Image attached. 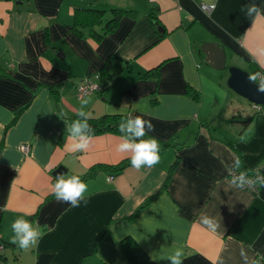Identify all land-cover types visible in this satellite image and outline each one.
<instances>
[{
	"label": "crops",
	"instance_id": "crops-1",
	"mask_svg": "<svg viewBox=\"0 0 264 264\" xmlns=\"http://www.w3.org/2000/svg\"><path fill=\"white\" fill-rule=\"evenodd\" d=\"M123 3L0 0V242L12 243L18 218L42 236L27 251L10 244L0 264H133L129 251L145 252L148 264H170L177 251L181 264H264V186L239 189L229 175L245 164L264 172V112L227 91L222 70L212 68L201 49L211 42L241 67L264 69V0ZM203 3L215 7L205 11ZM250 4L259 15H246ZM80 6L105 9L107 18L112 7L139 15L122 17L96 40L91 28L73 26ZM110 55L118 58L105 68V90L79 97L78 84L100 73ZM80 111L141 116L155 126L151 134L178 148L152 168L130 165L112 179L101 171L86 182L87 205L48 199L58 167L67 179L131 157L117 151L121 135L112 132L94 135L83 152L72 151L77 139L70 117ZM202 216L219 227L212 231Z\"/></svg>",
	"mask_w": 264,
	"mask_h": 264
},
{
	"label": "clouds",
	"instance_id": "clouds-1",
	"mask_svg": "<svg viewBox=\"0 0 264 264\" xmlns=\"http://www.w3.org/2000/svg\"><path fill=\"white\" fill-rule=\"evenodd\" d=\"M246 15L251 17L253 13L259 15L260 9L255 4L246 6ZM264 52V49L261 50ZM249 79L256 82L257 76L251 75ZM258 91L264 92V80L259 82ZM86 104L87 101H84ZM78 117H83V120L77 119L72 122L70 129L71 137L76 138L77 142L71 145L72 151L83 152L90 147L91 140L94 138V130L87 122L90 118L84 111L78 112ZM155 130L151 120H145L141 116H129L119 125V131L122 134L121 143L117 146V151L120 153H131V166L137 170L147 167L152 168L160 161V145L155 137L143 139L148 133ZM88 133H92L89 135ZM232 183L239 189L245 187L256 188L257 181L252 180L241 173L237 178H234ZM264 186V181L259 183ZM53 194L58 202L68 203L71 207H80L81 203L87 205L88 199L85 193L88 191V185L82 181L79 176H69L67 179L62 174L53 185ZM203 225L207 226L212 231H215L219 224L211 217L202 216ZM14 236L12 243L17 244L19 248L27 251L30 248L36 247L42 238L39 228L34 226L32 222L23 218L16 219L11 225ZM183 253L177 251L175 255L170 257V264H181V256Z\"/></svg>",
	"mask_w": 264,
	"mask_h": 264
},
{
	"label": "trees",
	"instance_id": "trees-1",
	"mask_svg": "<svg viewBox=\"0 0 264 264\" xmlns=\"http://www.w3.org/2000/svg\"><path fill=\"white\" fill-rule=\"evenodd\" d=\"M150 6H151V10H150L151 18L153 20L158 19L157 7L153 3H150ZM109 14L111 17L107 18L106 17L107 11L105 9H100L99 7H96V6H93V7L92 6H80V7L76 8V10H75L74 25L73 26L76 30H80L81 28H87V27L91 28L92 37L95 38L96 40L97 39L100 40L103 37H105L109 32L113 31L116 28L117 24L119 23V21L122 17L129 16V17L135 19L139 15V13L137 12V10L135 8L126 9V8H120V7H112L110 9V13H108V15ZM105 17H106L105 25L103 26V29L101 31H98L96 29V26L103 24ZM112 58H118V57L115 55H110L109 57H107V60L105 61V64H104V67L100 71V75H102L101 82L103 84L102 90H105V88L108 85V82H107L108 77L106 75L105 70L107 69V66L109 65L110 60ZM252 66H253L254 70H251L250 72L252 75L257 76L256 81L260 82L261 80H264L263 77L259 78V76H258L259 73H262L264 76V69L256 68L254 63ZM151 72L152 71H148L147 74H149ZM94 75H92V76H94ZM92 76H88V77H92ZM25 108L26 107H23L22 109H20L17 112V114L21 113V111L24 110ZM128 117H129L128 114H104L100 117H90L87 122L92 127V129L94 130V135L112 132V133H116V134H119L122 136L125 134H122L119 131V125L122 121L126 120ZM77 119L83 120V117H78L77 114L70 117V127L72 126V122L77 120ZM237 119H238V117H231L232 121L237 120ZM88 134L92 135V133H88ZM149 137H155L158 140L159 145H160L159 155H162L163 153H165L169 148H176V149L178 148V145L176 142L166 141V140L160 139L151 133H148L145 137H143V139H148ZM177 162H178V156L175 159V161L173 162L172 167L170 168V171H169L170 173H172V171L174 170V166ZM130 165H131V157L126 158L123 161H121L120 163L115 164V165L107 166V165L98 164V165H95L92 168H90L88 172H86L85 174H83L82 176H79V177L82 181L87 182V181L91 180L92 177H95L101 171L108 173L109 177L110 176L114 177L115 175L123 172L126 169V167H128ZM233 170H235V172L237 174H239V176L241 175V173H246V175L248 177H251L257 181V187L254 188L253 191H258L260 189L259 183L264 180V172H263V169L261 168V166L256 165L254 167H247V165L245 164V165H242L239 167H234ZM229 175H230V177L232 176V174H229ZM261 177H263V179H260ZM55 182H56V179H55ZM55 182H54V184H55ZM157 195H158V193L153 194V195L149 196L147 199H145L139 205V207L136 209V211L131 215V217H129V218H135L138 215V213L142 209H144L146 206H148V204ZM54 197L55 196L52 192L48 196V199L54 198ZM32 217H34V216H31L30 219H32ZM128 241H129V239L127 238L125 240V246L127 248H129L128 247V245H129ZM2 242L3 243L0 242V245H2V247H3V249H0V260H1V257L3 256V254L5 253V250H7V248L9 246H11L10 244H13L10 242H8V243H5L4 241H2ZM16 245L17 244H15V247H16ZM15 247L13 246V249H15ZM17 247H18V245H17ZM129 254H130L131 262L133 264H148L147 263V256H146L147 254L145 252L135 251L134 253H131V251H129ZM104 264H109V263L105 262ZM115 264H121V263H115Z\"/></svg>",
	"mask_w": 264,
	"mask_h": 264
},
{
	"label": "water",
	"instance_id": "water-1",
	"mask_svg": "<svg viewBox=\"0 0 264 264\" xmlns=\"http://www.w3.org/2000/svg\"><path fill=\"white\" fill-rule=\"evenodd\" d=\"M201 49L210 66L217 70L228 69L227 86L231 91L247 99L250 103L264 104V92L258 91L259 82H252L249 79L252 74L248 69L235 64L228 65L225 51L214 43L206 42ZM62 174H65V167L63 166L58 167L53 172L56 178Z\"/></svg>",
	"mask_w": 264,
	"mask_h": 264
},
{
	"label": "built area",
	"instance_id": "built-area-1",
	"mask_svg": "<svg viewBox=\"0 0 264 264\" xmlns=\"http://www.w3.org/2000/svg\"><path fill=\"white\" fill-rule=\"evenodd\" d=\"M202 9L207 11V10H211L215 7L214 3H203L201 5ZM101 76V77H100ZM259 78L263 77L262 73H259ZM264 78V77H263ZM102 80V75H100V73L95 74L92 77H86L84 78L77 86V90L79 93V97H85L88 96L94 92H98L101 91L103 89V84L101 82ZM255 109L257 110V112H264V104H253ZM21 150L25 153V154H30L31 152V146L28 143H23L20 146ZM232 174V180L234 178L239 177V174H237L235 172V170L232 169L231 173ZM113 177L110 176L109 179H112ZM251 178V177H250ZM252 180H255L253 178H251ZM260 179H263V177H261ZM245 189H250L253 190V188H249V187H245ZM0 249H3L2 245H0Z\"/></svg>",
	"mask_w": 264,
	"mask_h": 264
},
{
	"label": "rangeland",
	"instance_id": "rangeland-1",
	"mask_svg": "<svg viewBox=\"0 0 264 264\" xmlns=\"http://www.w3.org/2000/svg\"><path fill=\"white\" fill-rule=\"evenodd\" d=\"M105 2H109V4H116V5H120L121 6V4H124L123 3V1L124 0H104ZM123 6V5H122ZM228 65H232V64H235V65H238V66H242V63H241V61L240 60H238V61H234L233 59L231 60V55H228ZM213 68V67H212ZM217 70V69H216ZM222 80L225 82V84L226 85H224L225 86V88H226V90L227 91H229L230 89L228 88V86H227V79H228V76H229V72H228V69H226V70H222ZM229 89V90H228ZM230 92V91H229ZM231 93V92H230ZM231 94H233L234 96L236 95H238V94H235V92H232Z\"/></svg>",
	"mask_w": 264,
	"mask_h": 264
}]
</instances>
